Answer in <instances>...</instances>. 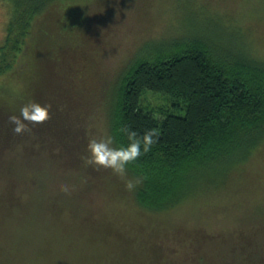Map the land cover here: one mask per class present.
<instances>
[{"label": "trees", "instance_id": "trees-1", "mask_svg": "<svg viewBox=\"0 0 264 264\" xmlns=\"http://www.w3.org/2000/svg\"><path fill=\"white\" fill-rule=\"evenodd\" d=\"M0 1L8 5L5 36L0 44V74L12 69L14 61L34 47L36 53L29 60L39 55L42 67L48 66L51 74L56 68H64L67 74L74 69L80 74L81 68L75 64L80 61L84 66L85 60L91 61L92 38L97 39L96 31L107 24L101 5L107 0ZM183 2L177 26L187 21L189 27L181 31L174 27L169 36L146 39L136 48L129 65L101 89L109 136L117 145L130 143L131 132L137 138L148 130L157 134L151 150L125 169L134 185L126 190L129 200L155 213L199 200L201 195L226 192L232 180L233 186L237 180L246 183L247 170L238 172L234 179L232 172L245 167L264 142V57L250 53L241 39L245 33L224 13L218 14L195 0ZM81 80L76 74L66 75L65 93L73 99L77 92L88 95L91 91ZM57 84L55 80L54 86ZM144 90L163 94L171 102L145 108L141 103ZM21 93V105L12 100L16 93L0 95V215L8 217L23 203V192L27 190L29 195L31 184L42 183L40 178L45 173L42 164L31 159L40 155L38 150H29L33 123L26 122L28 130L16 134L9 120L12 114L19 116L21 107L30 102L26 92ZM58 115L50 124L55 130L50 143L56 148L50 154L46 152L47 157L75 165L80 140L69 136L71 128L59 123ZM79 128L74 126L73 132ZM40 140L42 145L47 142L43 136ZM15 146L24 147L21 154L13 152ZM88 169L96 176L106 175L103 169L91 165ZM246 190L243 187L240 194ZM230 237L231 243L225 241L230 254L222 257L221 264H264V216L236 234V239Z\"/></svg>", "mask_w": 264, "mask_h": 264}, {"label": "rangeland", "instance_id": "rangeland-1", "mask_svg": "<svg viewBox=\"0 0 264 264\" xmlns=\"http://www.w3.org/2000/svg\"><path fill=\"white\" fill-rule=\"evenodd\" d=\"M195 1L229 17L245 33L241 39L250 53L264 57V0ZM101 5L107 24L96 31L97 39L92 38L91 61L85 60L84 66L80 61L75 64L81 68L80 74L72 69L68 75L64 68H56L51 74L48 66L42 67L39 55L29 60L37 47L0 74L1 96L7 91L16 93L12 100L21 105V92H26L30 102L50 106L49 118L33 124V136L28 140L32 148H27L40 152L31 159L42 164L44 177L39 185L31 184L29 195L27 190L23 192V203L9 217L0 215V264H221L222 257L230 254L225 242H230L228 237L235 238L264 216V142L253 152L246 168L232 172L234 179L238 172L247 170L246 183L237 180L233 186L232 180L226 192L201 195L199 200L186 201L164 213L133 205L126 195L131 183L126 172L121 175L94 165L106 175L96 176L89 171V164L82 159L87 156L89 138L109 136L101 89L129 65L136 48L146 39L169 36L174 27L181 31L190 25L186 21L177 26L184 10L183 0H107ZM7 19L8 5L0 1V44ZM75 74L82 77L91 92H77L73 99L63 85L66 75ZM97 90L98 94H93ZM4 100L12 102L10 98ZM170 102L163 94L149 90H144L141 97L145 108L168 106ZM57 113L58 122L71 128L69 136L80 140L75 165L47 157L46 152L50 154L56 148L50 143L55 135L50 124ZM73 125L80 127L78 132H73ZM40 136L47 139L46 144L40 143ZM82 140L86 144L82 145ZM14 148L15 154L24 150L22 146ZM241 183L243 186H238ZM61 185H66L68 192L61 191ZM243 187L249 190L240 194Z\"/></svg>", "mask_w": 264, "mask_h": 264}, {"label": "clouds", "instance_id": "clouds-1", "mask_svg": "<svg viewBox=\"0 0 264 264\" xmlns=\"http://www.w3.org/2000/svg\"><path fill=\"white\" fill-rule=\"evenodd\" d=\"M50 106H42L39 103L29 102L21 107L19 116L12 115L9 117L10 122L14 125L13 131L21 134L27 131L26 122L33 124L42 123L49 118ZM157 134L153 130H148L142 136L137 138L135 132L129 133L130 143L126 145H117L111 136L101 138H89L87 143V156L84 158L86 164L94 165L105 169H111L114 173L123 174L126 165L139 158L142 153L151 150L154 138ZM132 189L134 185H127ZM66 185H61V191L68 192Z\"/></svg>", "mask_w": 264, "mask_h": 264}]
</instances>
